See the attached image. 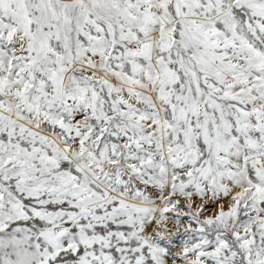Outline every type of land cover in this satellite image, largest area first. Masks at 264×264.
<instances>
[{"label": "snow or ice", "instance_id": "1", "mask_svg": "<svg viewBox=\"0 0 264 264\" xmlns=\"http://www.w3.org/2000/svg\"><path fill=\"white\" fill-rule=\"evenodd\" d=\"M0 264H264V0H0Z\"/></svg>", "mask_w": 264, "mask_h": 264}]
</instances>
